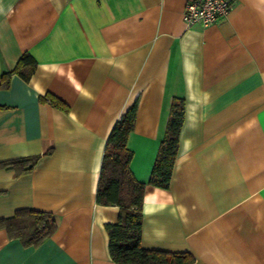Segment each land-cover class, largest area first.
Listing matches in <instances>:
<instances>
[{
    "label": "crops",
    "instance_id": "1",
    "mask_svg": "<svg viewBox=\"0 0 264 264\" xmlns=\"http://www.w3.org/2000/svg\"><path fill=\"white\" fill-rule=\"evenodd\" d=\"M188 0H0V81L27 52L28 80L0 86V219L52 213L55 231L24 246L0 227V264H116L96 203L114 123L137 100L127 148L146 183L141 246L189 252L192 264H264V0L187 27ZM46 94L58 102L44 100ZM184 118L168 188L148 184L170 105Z\"/></svg>",
    "mask_w": 264,
    "mask_h": 264
},
{
    "label": "trees",
    "instance_id": "2",
    "mask_svg": "<svg viewBox=\"0 0 264 264\" xmlns=\"http://www.w3.org/2000/svg\"><path fill=\"white\" fill-rule=\"evenodd\" d=\"M35 66L33 56L23 53L13 69L2 73L0 86L7 87L13 74L28 80ZM43 99L58 102L51 94H46ZM136 113L137 100L112 126L98 176L96 203L117 206L119 209L117 221L104 224L108 235L109 255L116 264H192L194 257L189 252H171L141 246L142 203L146 183L134 176L130 168L133 153L126 145L128 135L134 127ZM183 118V98L175 97L170 105L164 137L160 141L148 184L160 188L169 187ZM39 157L34 155L5 160L0 162V166L13 168L17 173L28 172L33 169ZM0 227L5 228L10 237L19 239L24 246H38L55 231L56 222L50 212L22 208L10 217L1 218Z\"/></svg>",
    "mask_w": 264,
    "mask_h": 264
},
{
    "label": "built area",
    "instance_id": "3",
    "mask_svg": "<svg viewBox=\"0 0 264 264\" xmlns=\"http://www.w3.org/2000/svg\"><path fill=\"white\" fill-rule=\"evenodd\" d=\"M232 5V0H188L183 8V20L187 27H206L225 19Z\"/></svg>",
    "mask_w": 264,
    "mask_h": 264
}]
</instances>
